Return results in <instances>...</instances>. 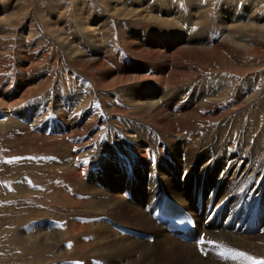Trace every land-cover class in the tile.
Masks as SVG:
<instances>
[{
    "label": "rangeland",
    "instance_id": "1",
    "mask_svg": "<svg viewBox=\"0 0 264 264\" xmlns=\"http://www.w3.org/2000/svg\"><path fill=\"white\" fill-rule=\"evenodd\" d=\"M166 1L180 7L181 12L174 20L176 26L147 20V11L161 19L167 17L161 13L163 6L159 0H0V264L264 262V190L246 196L245 190L239 192L236 185L231 184V174L224 177L217 173L226 179L227 192L235 201L229 208L230 213H238V207L254 204L248 213L241 211L240 215L247 217V226L253 227L249 234L252 237L232 231L241 243L218 236L208 239L202 233L197 240H188L189 244L183 245L162 229L153 228L156 225L150 217L151 212L143 204L129 203H134L132 191L139 189L138 194L144 191L141 182L146 175L149 182L152 180L154 166L164 167L165 172L173 175L172 168L177 167L159 128L154 127L153 121H143L134 115V106L130 102L134 96L131 94L150 81L128 86L119 83L124 70L139 76L143 70L148 69L151 76L158 70L152 62L137 58L129 50L127 39L134 38V32L143 40L147 37L151 41L164 42L168 38H160L162 32L171 39L192 33L209 41L211 38V44L222 45L223 62L209 58L176 59L167 72L195 71V75L180 76V86L190 82L188 88L192 95L193 91L196 95L197 89L205 87L203 95H207L219 87L220 98L228 99L223 103L225 112L231 114L230 119H237L235 129L240 124H247L249 115L254 112L256 126L251 130L250 141L260 145L256 161H264V32L260 34L254 28H264V0H194L195 11L191 0ZM176 16L173 15L175 19ZM190 22L194 24L192 28L188 25ZM243 26H248L247 31ZM188 27L191 31H187ZM208 44L205 47H210ZM99 55L107 59L104 61L107 62L105 76L108 75L107 83L111 81L112 84L100 85L97 77L104 75V71L92 70L90 73L88 69L90 72L83 70L90 75L89 81L84 77V85L77 71L79 68L73 67L74 62ZM168 79L167 84L170 83ZM208 84L216 88L207 89ZM78 97H82L80 105ZM98 102H102L99 109L95 107ZM207 114L202 112L199 114L201 119L184 122L172 133L182 135L187 142H192L190 136L198 132L200 136L212 138L220 125V120L213 118L219 115ZM206 116L210 122L206 121ZM79 121L81 128L71 130L72 124ZM203 127L207 134L200 132ZM130 133L138 140L142 137L150 141L149 150L144 152L147 156L138 151L140 147L130 140ZM222 133V140L231 137L229 132ZM155 147L160 149L155 151ZM243 147L251 149L249 144ZM185 154L183 149V163H186ZM240 154V150L234 151L231 157ZM84 157L89 170L84 178H80L82 187L71 178V171L79 170L75 168L84 164ZM221 157L220 169L226 168V158ZM201 173L205 178L206 173L211 175L213 172L210 167L205 168L190 175L189 180L196 179ZM178 175L185 184L188 170L176 172L174 176L177 178ZM120 182H123L122 190L118 186ZM146 190L152 192L149 187ZM209 193L210 198L215 199L217 193ZM79 200H83L80 206ZM98 202L102 206L99 207ZM103 211H107L106 214ZM83 220L91 225L90 233L73 229L74 223L82 224ZM70 222H74L73 227ZM59 237L63 238L62 242H57ZM45 238H50L52 245L36 242ZM174 240L178 242L175 246ZM201 240L203 243H199ZM84 243L89 246L84 247ZM166 249L171 252L167 253Z\"/></svg>",
    "mask_w": 264,
    "mask_h": 264
},
{
    "label": "bare ground",
    "instance_id": "2",
    "mask_svg": "<svg viewBox=\"0 0 264 264\" xmlns=\"http://www.w3.org/2000/svg\"><path fill=\"white\" fill-rule=\"evenodd\" d=\"M159 1H160L161 5L163 6L161 13L164 12V14L167 17L166 18L162 17L163 19H161L159 16L152 15L146 10L147 11V12L145 11L147 13L146 16L149 18V19L147 18V20H149L151 22L154 21L158 24L162 23V24L169 25V26H173V25L176 26V24H174L175 23L174 20L175 21L177 20L176 15H178V13L181 12V10L179 9L180 7H175L174 6L175 4L172 5L170 1H166V0H159ZM191 1L190 2L193 5L192 10L195 11L197 4L194 2V0H191ZM196 1H198V0H196ZM198 8H200V7H198ZM198 8H197V10H198ZM141 12H142V10H141ZM248 14H250V13H248ZM173 15L176 16V19L173 17ZM234 20H232V21H234ZM183 23H184V21H183ZM184 24H186V22ZM220 24L223 25V23H220ZM188 25H191L190 27L192 28V26L194 24L190 22ZM181 27L183 28L184 25ZM247 27L248 26H243L244 29ZM252 27H254V25ZM254 28H256L260 34H263V32H264L263 27L256 26ZM187 31H191V30H189V27H188ZM159 35H156V36H159ZM169 36H171V35H169ZM186 36L187 37H182V35L179 34V35L174 36L171 39L168 37L167 33L162 32L160 38L163 37V38H165L164 40H166L168 38L164 42L163 40H152L151 41L147 37H146V40H143V38L141 36L137 35V32H134V38L135 39L133 37L127 39L129 50L132 51L134 56L144 60L145 62L146 61L152 62L153 65H155L158 70H155V72L153 71L152 76L147 73L148 69H147V71H145V70L141 71L142 69L138 68V70L141 71V73H142V75L140 73V76L135 75L136 73H130L128 70H124L121 78H119V83L121 84L120 86H122V85L128 86L130 84L140 83V82L142 84L144 81H150L149 82L150 84L144 82L143 85H141V87L139 88V90L135 92V94H131L132 96H134L132 98V100L130 101L134 106V109H133L134 115L138 119H142L143 121L149 120V122H151V123L154 122L153 123L154 127L156 126L157 128H159L158 130H159V132L162 133L163 141L165 142V144H169L170 152L173 153V158L177 162V167L172 168L174 175H176V172L182 173V172H184V170H188V175L185 178L186 183L183 184L181 175H178L176 178L173 174H169V173L165 172V170L163 169L164 167L163 168H161L160 166L155 167L153 165L154 167L151 169L152 180L149 182V179L147 178V175H146L145 179H143L141 182L144 185V191H141L140 194H138L139 189L136 191H132L134 203L133 202H129V203L133 204L134 206H136L137 203H138L137 205H141V206L143 204V206L146 208V210H150V212H151L150 217H153V219L152 218L151 219L153 220V223L156 226L153 227L154 225H152V227L155 229H156V227H158L160 230L162 229L164 231V233L166 232L168 234V236H170V238L172 237V238L176 239L177 241H179L183 245H186L189 243H187L186 241L181 239L182 234L177 233V232H173L175 234H171L172 231H170L168 224L158 220L159 219L158 218L159 210L162 208L164 200L166 198H169L174 203H176L180 207H182L185 210H187L188 212H190V214L192 215L193 221L195 224V228L193 229V231L186 233L188 239L197 240L198 236H200L202 233L203 234L205 233V237L208 239L211 236L212 237L218 236V237L230 240L234 243H241L242 240L240 238H237L236 234H232V231L243 232L244 235L252 237L249 234H250V231L254 230V229H252L253 227L250 224L247 226V224H248L247 217L241 218L240 215H241V211L243 213H248L250 208L253 207L254 204H250L248 206L241 207L240 209L238 207L237 211H239V212L231 214L229 211V208H231L232 204L235 201L232 200L233 198H231V196L227 192L228 190H227V186H226V182H227L226 179L220 178V176L217 175V173H219L220 175L222 174L224 177H226L227 174H231V179H230V180H232L231 184L236 185L235 187H236V189H239V192H242L243 190H245L246 196L254 195V194L259 193V192L264 190V179L262 178V174H264V161L263 160L256 161V157L258 155V151H259L258 149L260 148L259 147L260 145L253 143L252 139L250 141V137L252 135L251 130L256 126V114L254 112H252V114H250L248 117V120L246 122L247 124H245V123H243L242 125L240 124L239 128L235 129V127L238 125L237 119H234V118L230 119L231 114H229V112H225V105L224 104L226 103V101L228 99L220 98L221 90L219 89V87L217 88V91H215L213 89L214 93L210 94V92L213 91L211 89L216 88V87L212 86V88H211V85L208 84L207 89H209V87H210L211 91L207 95H203V94H205V90H206L205 87L202 90H199V89L195 90L196 95H194V91H193V95H192L191 90H189V88H188V84H190V82L180 86V80H181L180 76L188 77V74L193 75V73L195 75V71H192L191 69H189L188 71H186V70L185 71L175 70L173 73L167 72L171 62L173 60L175 61L176 59H188V58L190 59V58H192V59L198 60V59H202V58H209L210 61L211 60H219L220 62H223V57L221 56L222 55V49H223L222 45H219V44L215 45V43L211 44V43H213L211 38L209 41V39H202L201 37H195L192 33H189V34L187 33ZM57 37H59V36H57ZM207 44L210 47H205V45H207ZM213 45H215V46H213ZM76 51H77V49H76ZM71 55H72V53H71ZM105 60H107V59L103 58L102 55L89 57V58L86 57V59H80L79 58V60L78 59L75 60L73 67H75L76 69L79 68V69H77V71L82 76V81L85 80L84 77L87 78L88 81L90 80L89 79L90 75L85 74L83 70L90 72V71H88V69H89V70H91L90 73H92V70L104 71V75H100V77H97V81L102 86H105V85L111 86V84H112L111 81L109 83H107L109 80L106 76H108V75L106 74V76H105V72L107 71V70L105 71L106 64H107V62H104ZM131 67H132V65L130 64L129 68H131ZM234 71L237 72L236 70H234ZM169 76H170V78H169ZM166 78L167 79L169 78L168 79V81H170L169 84H167ZM113 80H115V79H113ZM84 83L85 82L83 81V84ZM105 83H107V84H105ZM108 88H110V87H108ZM85 89H87V88H85ZM239 97H241V96H239ZM81 98L82 97H78V99H77V103H79V105L81 103V100H80ZM242 105H243V103L239 107H241ZM95 107L96 108L102 107V102L96 103ZM176 109H178V110H176ZM202 112L208 113L207 115H210V116H214L216 113H217V115H219V116H217L216 119L213 118V120H220V125H218V131H216L214 133V136H212V138L210 136H206V135H205V137L200 136V133L198 132L197 134L192 133L193 137L190 136L192 138L191 139L192 142H187L188 139H186V138L183 139L182 135H175L174 132L172 133V131H174L175 129L183 126L184 122L187 124L188 122H191V121L196 120L198 118L201 119L202 117H200L199 114H201ZM225 116H227V118L223 119ZM178 117H181V118H178ZM77 118L79 120V117H77ZM166 118H168V119H166ZM203 119H204V117H203ZM205 119H206V121L209 120V122H210V118H207V116ZM257 122H259V119ZM34 126H35V124H34ZM81 126H82L81 121L75 122L72 124L71 130L81 128ZM223 126H224L223 130H221V127H223ZM37 127H40V126H37ZM189 129H191V128H189ZM205 131H206V129L204 127L202 129H200V132L206 133ZM224 131L229 132L231 137L222 140L221 139L222 134H223L222 132H224ZM135 134L137 135L140 133L135 132ZM142 134H145V133L143 132ZM141 136H143V135H141ZM186 137H188V136H186ZM120 138H122V137L120 136ZM141 138L142 137H140L138 140L135 138V136H133L130 133V140H132V142H135L137 147H140V149L138 148V151L139 152L143 151L142 155L147 156L144 154V152L149 150L151 143L147 139H144V138L141 139ZM248 144L251 145L250 150L243 147V146L248 145ZM155 145L158 146V143H156ZM93 147L94 146L92 145V148ZM228 147L231 148L232 150H226ZM155 148H156L155 151H158L160 149V148L158 149L157 147H155ZM183 149L186 153L185 154L186 163H183V159H182L183 156L181 157V152ZM239 150L241 152L240 155H236L234 157H231V155H232V153H234V151H239ZM221 156L226 158L225 164L227 163L226 168H228V169H226L225 167H222V169H220L221 168L220 165L222 164V160H223ZM66 158H68V157H66ZM84 161H85V162H83L84 164H81L79 166V168H75V169H79V170L72 169V171H71V173H72L71 175L73 176L71 178L75 179L78 182L77 183L78 185H79V183L82 182L80 178H84V176L87 174V172L89 170V167H87L88 164L86 163V158L84 159ZM225 164H224V166H225ZM209 167L211 168V170L213 172L211 175L206 173L205 178H202L201 175H203V173H201V174L196 176V179L189 180L190 175L197 174L199 170L203 171L205 168H209ZM149 169H150V167H149ZM220 170H222V171H220ZM149 178H150V176H149ZM219 180L221 181L220 184H218ZM79 186L83 187V185H79ZM85 186L87 187V185H85ZM118 186L119 187L121 186V190H122L123 189V182H120ZM76 187H77V185H76ZM146 187L151 188L152 192L148 193V191L146 190L147 189ZM79 191H81V190H79ZM86 191H87L86 193H88V190H86ZM210 191H215L217 193L215 195V199L210 198V196H209ZM83 193H84V191H83ZM81 194H79V195H81ZM106 194H108V193H106ZM82 195H85V194H82ZM111 196L113 197V195H111ZM90 197H91V195H90ZM81 198H80V200H81ZM96 198H99V197H96ZM106 198L107 197H105V199ZM109 198H110V196H109ZM84 199H85V197H84ZM65 200L67 201V199H65ZM80 200L77 201V204H79V206L83 201V200L82 201H80ZM97 201H98V199H97ZM103 201H104V198H103ZM106 201H109V200H106ZM95 202L96 201H94V203ZM99 202H98V205H99ZM89 203H90V201H89ZM203 203H204V208H203ZM96 204L97 203H95L94 205H96ZM81 206L83 207L84 204ZM100 206H102L101 203H100L99 207ZM88 207H90V206H88ZM93 207H95V206H93ZM110 207H112V206H110ZM110 207H106V208L110 209ZM104 209H105V207H104ZM104 209H101V210H104ZM106 212H104V213L106 214ZM111 212H112V210L110 211V214H111ZM113 213H114V211H113ZM70 223H72V222H70ZM73 223H72V227H73ZM250 223H252V222H250ZM75 224H76V227H75ZM90 226H91L90 224H87V220H85L84 222H82V224H79L78 222L74 223L73 229L77 232L85 230L86 232L90 233V230H92V228H89ZM125 226H126V224H125ZM99 227H100V225H99ZM102 227H104V226L102 225L101 228ZM137 227H138V225H137ZM107 228L105 227V229H107ZM148 229H151V228H148ZM155 229H153V230H155ZM102 230H104V228H102ZM107 230H110V229H107ZM143 231H144V229H143ZM99 232H100V229H99ZM103 232H105V231H103ZM111 232L114 233L113 231H111ZM155 232H156V230H155ZM167 234H166V238H167ZM63 235H65V234H63ZM114 236H115V233H114ZM214 239H216V238H214ZM52 240H54V239H52ZM62 241H63V238L59 237V240L57 238V242H62ZM36 242H39L42 245H52L50 238H45V239H41V240L37 239ZM176 242L174 240L173 244ZM170 243H171V241H170ZM243 243H245V240H243ZM83 246L86 247L89 245H86V243H84ZM160 246H161V244H160ZM167 246H168V244H167ZM173 246H175V244ZM169 247H170V245H169ZM159 248H161V247H159ZM164 248H163V250H165ZM184 248H186V246ZM178 249H180V248H178ZM145 250H146V248H145ZM170 250H173V249H170ZM170 250H167V253ZM177 251H179V250H177ZM182 252H183V249H182ZM259 252H260V250H259ZM149 253H150V250H149ZM254 253H256V252H254ZM168 255L169 254L165 255V257ZM178 255H179V253H178ZM184 257H185V255H184ZM192 259H191V261H192ZM97 264H100V263L97 262ZM187 264H189V263H187Z\"/></svg>",
    "mask_w": 264,
    "mask_h": 264
},
{
    "label": "snow or ice",
    "instance_id": "3",
    "mask_svg": "<svg viewBox=\"0 0 264 264\" xmlns=\"http://www.w3.org/2000/svg\"><path fill=\"white\" fill-rule=\"evenodd\" d=\"M199 243H203V241L201 240V241H199ZM261 264H264V262H261Z\"/></svg>",
    "mask_w": 264,
    "mask_h": 264
}]
</instances>
